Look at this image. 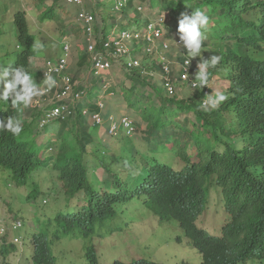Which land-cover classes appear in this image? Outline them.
<instances>
[{
    "label": "clouds",
    "instance_id": "1",
    "mask_svg": "<svg viewBox=\"0 0 264 264\" xmlns=\"http://www.w3.org/2000/svg\"><path fill=\"white\" fill-rule=\"evenodd\" d=\"M64 4L71 8H76L77 22L84 33V41L87 48V54L89 55L90 75L92 80L97 84V90L90 87H84L75 80L74 76L70 72V58L71 50L68 43L63 42L64 54L60 58H50L43 62H36L34 60L40 54L44 48V44L41 41H37L36 36L31 32L29 19L26 12L16 11L13 15L14 24L17 31L18 48L21 50L16 56L15 61L9 59L5 63H0V177L4 182H11L18 188H31L28 195L30 199L38 200L44 193L33 180L35 175L44 171L52 170L56 173V179L54 183L61 189L63 195L69 202L73 204H65L58 206V210L53 212H62L64 210H71L80 203H84L82 208H88L90 199L94 194H113L115 193L114 181L109 178L108 170L114 172H120L121 168L126 163L132 165L136 169L138 162L144 157L148 161L157 159L162 163H166L175 171H182L187 167H191L194 163L189 160L184 161L180 155V148L175 149L174 145L167 144L165 148H160L157 152L153 151L152 142L148 137V122L146 121L145 113L149 114V111L142 112L137 107H132V103L128 102L127 95L124 94L127 88H122L120 95L125 102L128 110L137 111L141 117V122L135 120L130 112L122 114L121 112L114 113L109 107L111 101L117 96L116 91L111 85V72L113 66L116 63L121 65V68L126 70L127 78L130 80V88H133V82L129 78L131 74H136L143 78H146L148 82L158 85L162 94L170 99L186 102V108L182 112H188V115L180 119L177 113L176 120L181 121L183 124L188 123L189 114H194V120H196L199 113H210L218 111L224 120L231 122L229 113L226 111L228 102L230 100V87L231 81L229 79L230 69L223 63L224 54L227 50H232L239 55H245L244 57H250L252 59L262 62L260 69L261 76L264 77V49L254 50L252 48L241 47L236 40H231L227 36H223L222 39H218L213 36L212 26L213 21L209 15V11L204 6L198 8L192 7L190 4L184 5L179 9V1L166 3L165 5H173V12L181 14L178 18V23L175 24L177 31L171 38H167V25L168 20L162 15L156 19L146 16L141 9L135 8L138 11L136 14L143 15V22L141 27L134 29L136 33L131 35L128 33L130 30L119 32V23L114 24L111 31L107 36L104 35L102 28L97 31L96 14L84 8L85 0L82 3L69 2L68 0H62ZM133 0H114V6L116 12H124V9L129 10L130 4ZM134 7V6H133ZM121 8V9H120ZM53 10V9H51ZM115 10V9H114ZM167 11V10H166ZM49 12V11H48ZM44 13L43 20L52 18L48 16L49 13ZM89 14L95 17V21L92 25L94 34V43L98 51L103 53V57L110 63L111 68L108 71L97 73L95 64L92 62L90 53L88 52V24L81 17L82 14ZM7 21L6 18L0 17V34L2 31L1 26L8 25V30H12L11 18ZM24 15L23 24L19 20V15ZM158 14V13H157ZM137 17V16H136ZM123 23V21L121 22ZM121 28V27H120ZM174 31V28H171ZM28 35L32 38V53H28L25 65L21 61V57L25 55L26 47L23 44V38ZM225 40L224 43L221 40ZM116 40L122 42V44L128 49V52L122 55L117 54ZM110 44V48H106V44ZM142 47L139 48V44ZM139 49H142L139 52ZM176 50L179 54L176 56V61H173L172 54ZM125 59V61H122ZM138 62V65H135ZM110 72V73H109ZM157 77H160V81ZM213 77H217L220 87L212 89L210 87V81ZM94 86V85H93ZM143 91L144 87L138 86ZM188 88L192 90V98L188 96L180 97V90L182 88ZM91 94H96L95 97H89ZM150 96V94H148ZM132 98V97H131ZM186 99V100H185ZM133 100V98H132ZM157 100V99H156ZM151 100H145L143 108H151ZM153 103V100H152ZM157 104L159 105L158 101ZM82 116L88 126L91 129L94 143L90 145L88 154L86 155V163L88 165V171L91 174V181L93 190L91 192H84L81 196L72 199L65 194L64 182L62 180V173L58 163V152L61 145L59 134L57 129L65 123H72L79 116ZM166 118V117H163ZM192 120V119H191ZM52 124L49 127V124ZM72 131L73 128L69 127ZM41 133H49L52 131L56 134L55 142H48ZM40 134L37 138L36 136ZM240 139L239 146L244 144L242 135H238ZM117 142L118 148L113 150L110 146V142ZM23 147L26 152L34 156V167L29 175L25 178H17L10 167L14 165L18 149ZM49 147V156H46L45 150ZM223 149V147H221ZM124 151H127L129 155H125ZM187 154H190V150L187 149ZM109 155L115 159V162H106L104 156ZM88 157H92L91 161ZM103 165L104 178L101 180L102 188H98L99 181L95 175V171L91 169V162L93 159H97ZM194 160H197L194 157ZM118 165V169L115 171L113 166ZM6 171V173L4 172ZM168 185L177 190L178 192L189 186L184 181H178L174 178L168 179ZM12 185L10 184V187ZM213 194L218 195V199L225 202V217L220 215V209L216 208L218 202L215 199L213 205ZM208 198L206 200V197ZM205 201L202 208V212L198 215L194 226L192 227V235H188L181 227V223L176 219H168L157 214L153 209H150L145 204V199H134L127 203H118L114 206L115 215L110 218H103L96 221L93 225V231L96 226H104L108 223H113L118 217L119 210L126 206V204L138 201L143 203L154 215L161 220L169 222L176 221L179 227L182 229L185 236L191 241L193 247L202 255V262L204 263V256L214 258L222 248H214L211 243L207 246L203 243L205 236L221 238L223 236L224 228L229 224V217L227 213V201L223 195L217 191L215 187V180L210 184V188L206 191ZM146 198V197H145ZM46 203V201H44ZM50 204V203H48ZM47 204V205H48ZM46 206V205H44ZM43 207V206H42ZM0 218V241L6 242L3 245L1 251L5 254H16V245L20 243L19 238L6 240L13 231H19L24 227L23 214L20 219ZM212 213V217L215 215L220 217L219 222L215 225L214 219L212 225L206 228V219L209 214ZM75 213L57 215L51 220H46L48 232L50 233L52 228H60V224L57 222L58 217L65 215L73 216ZM6 219V220H5ZM31 243L34 247L32 255V264H41L43 256L38 253V246L42 240H46L48 245L49 241L44 233L38 232L37 223L32 226ZM248 228H239L232 233L235 235H244ZM212 233V234H210ZM93 233V232H92ZM91 233V234H92ZM86 236L89 238L91 236ZM196 234H200L196 235ZM216 234V235H213ZM66 235V234H62ZM81 236V235H80ZM84 237V236H82ZM230 237V238H231ZM229 238V239H230ZM207 240V239H206ZM229 246V240L227 247ZM50 248V245H49ZM224 249V248H223ZM52 259V264H55L54 257L48 254ZM90 255H94L98 258L93 248L89 249L88 260ZM260 255H264L263 251H257L254 254L253 259H260ZM253 259H248L243 264H255L257 262H250ZM54 260V261H53ZM250 262V263H249ZM90 263V260H89ZM137 264L124 263L121 261H114L112 264ZM154 263V262H148ZM19 264V261H18ZM99 264V262H98ZM157 264V263H155ZM180 264H191L182 262Z\"/></svg>",
    "mask_w": 264,
    "mask_h": 264
},
{
    "label": "trees",
    "instance_id": "2",
    "mask_svg": "<svg viewBox=\"0 0 264 264\" xmlns=\"http://www.w3.org/2000/svg\"><path fill=\"white\" fill-rule=\"evenodd\" d=\"M161 2L164 5L169 3L168 0ZM188 4L194 8L204 6L208 9L214 23L211 28L214 37L222 39L227 36L238 41L241 47L264 49V0H180L177 7L180 9ZM129 8H133V3ZM136 12L138 13L137 10ZM48 13V16H53L54 10ZM18 17L25 24L24 15ZM142 22L143 18L136 17L135 27L139 29ZM112 27H106L105 36L111 32L108 28ZM221 42L224 43L225 40ZM23 44L26 51L21 61L25 65L26 54L32 53V38L25 35ZM138 44L139 48L142 47ZM141 50L139 49V52ZM226 50L223 63L230 69L231 81L230 100L226 111L231 122L225 121L218 111H213L199 113L195 121L188 119V123L183 124L176 120V117L177 113L187 109L186 102L170 100L162 94L158 85L136 74L130 75L134 86L125 90L124 94L127 95L128 102L132 103V107H137L142 112L150 110L149 114L144 115L149 125L148 137L152 142L153 151L157 152L167 144H172L175 149L180 148L184 161L191 160L194 164L178 172L157 159L148 161L143 157L136 169L126 163L118 173L108 170L109 178L114 181L115 193L94 194L87 209L81 208L73 216L58 217L61 234L80 233L84 237L89 236L96 221L115 215L116 204L144 198L145 204L160 216L178 220L190 236L194 222L202 212L204 194L206 195L211 182L215 180L217 191L227 201L229 224L224 228L221 238L205 236L207 240L203 239L202 244L208 246L211 243L214 248H222L214 258L204 256L203 264H243L248 259H253L257 251L264 252V77L260 74L262 62ZM139 85L145 90L138 91ZM145 100H153L151 108L142 109ZM69 127L73 130L70 131ZM57 131L61 141L58 163L64 191L68 197L75 199L82 193L93 190L86 155L90 145L94 143V138L81 115L74 122L63 124ZM238 135H242L244 141L241 148ZM187 149L190 154L186 156ZM194 157L197 160H194ZM33 167L34 156L20 147L15 163L10 169L17 178L22 179L31 173ZM169 178L184 181L189 186L178 192L168 185ZM239 228L248 230L244 235L231 237ZM38 253L44 255L41 264H52L46 240L39 243ZM263 258L264 255H260V259ZM89 260L90 264H98L94 255H90Z\"/></svg>",
    "mask_w": 264,
    "mask_h": 264
},
{
    "label": "rangeland",
    "instance_id": "3",
    "mask_svg": "<svg viewBox=\"0 0 264 264\" xmlns=\"http://www.w3.org/2000/svg\"><path fill=\"white\" fill-rule=\"evenodd\" d=\"M175 1L178 0H170V2ZM133 2L134 7L124 12H116L114 0H85L84 8L96 14L95 25L102 28V30L119 23L121 27L118 29L119 32L128 29L130 30L128 33L133 35V33H136L134 30L136 28V16L137 19L143 16L136 14L135 8H138L146 16L149 15L151 19H156L158 16L163 15L168 20L167 38L177 34L175 24L178 23V18L181 14L173 12V5H164L161 0H133ZM51 9L54 10V16L43 20L44 13ZM16 11L27 13L32 34L36 36L37 41L39 40L44 44V48L34 60V65L36 62L41 63L50 58H60L64 54L61 44L63 42L68 43L71 50V74L81 86H92L90 89L94 88V90H97V84L95 85L90 75L89 55L87 54L84 41L85 36L77 22L76 13L78 10L67 6L62 0H0V17L4 16L9 21L11 12L13 13L11 18L12 30H8V25L1 26L0 63H5L9 59L15 61L16 56L21 51L18 48L17 31L13 20V15ZM122 21L123 23H121ZM122 24L125 27H122ZM171 28H174V31H171ZM178 54L176 50L173 51L172 58L174 62H177L175 58ZM122 61H125V59ZM110 72V82L118 97L111 101L109 107L114 113L121 112L126 114V112H130L135 120L141 122L138 112L128 110L120 95L122 88L129 89L131 85L130 80L127 78L126 70L121 68L119 63H116ZM157 78L159 81L161 80L160 77ZM218 80L217 77H213L210 81L212 89L220 87ZM137 90L143 91L139 87H137ZM191 92L192 90L184 87L180 90V97L188 96V98H192L193 94L191 96ZM95 96L96 94H91L89 97ZM150 105H153L152 101ZM187 115V111L182 112L179 114V118L183 119ZM189 117L194 120V114L190 113ZM52 124L50 123L49 127ZM53 125L55 126L56 124ZM40 134L48 142H55L57 139L56 134L52 131L46 134L40 131ZM40 134L36 137L38 138ZM110 146L113 150L118 148V144L115 141L110 142ZM45 153L46 156H49V147L45 150ZM124 154L129 155L127 151H124ZM91 158L88 157V160L91 161ZM104 158L106 162H115V159L109 155L104 156ZM90 166L95 171L94 173L100 182L98 185L100 189L103 186L101 183L104 178L103 165L98 161L97 157V159L92 160ZM112 169L116 171L118 165L113 166ZM4 172L6 173V171ZM55 179L56 173L49 169L35 175L33 180L44 193L38 200H34L28 197L31 188L17 189L13 183L4 182L2 177H0V218H10V214L13 212L15 213L12 214V219H20L21 215L17 212L26 216L21 220L24 227L19 231L11 232L9 238L6 239H12V241L15 238L20 239V243L16 245V254L3 253L1 248L6 245V242L0 241V264H18V261L19 264H32L34 247L30 238L33 230L32 226L36 223L38 232L44 233L49 241L50 251L54 257L55 264H90L88 260L90 248L94 249L99 264H112L114 261L124 263L154 262L157 264H180L182 262L199 264L202 262V255L193 247L191 241L179 227L178 222L161 220L143 203L138 201L130 202L122 207L113 223L96 226L89 238L82 237L80 233L62 235L57 227L52 228L49 233L45 223L46 220H51L61 214L75 213L82 208L78 206L84 204L75 205V208L69 211L53 212V210H58L59 205L63 206L71 203L74 206V203L69 202L58 185L54 183ZM10 184L12 185L11 187ZM207 198L208 195L206 200ZM212 198H214L213 205L216 199L218 202L216 208H219L220 215L225 217V202L223 200L219 201L217 194H213ZM205 219L206 224L204 226L209 228L213 219L216 225L220 217L215 215L213 218L212 213H210L208 218ZM256 260L255 264H264V258L259 260L256 258L250 262Z\"/></svg>",
    "mask_w": 264,
    "mask_h": 264
},
{
    "label": "built area",
    "instance_id": "4",
    "mask_svg": "<svg viewBox=\"0 0 264 264\" xmlns=\"http://www.w3.org/2000/svg\"><path fill=\"white\" fill-rule=\"evenodd\" d=\"M69 2H78L82 3L83 0H68ZM81 17L85 20V22L88 24L87 32H88V43H89V49L88 52L90 53V56L92 58V62L95 64V69L97 70V73H102L105 71H108L111 68L110 63L106 60V58L103 57V53L101 51H98L96 48V44L94 43V34H93V23L95 21V17L93 15L89 14H82ZM117 47V54L122 55L128 52V49L122 44L121 41L116 40L115 42ZM110 44H106V48H110ZM135 65H138V62H135Z\"/></svg>",
    "mask_w": 264,
    "mask_h": 264
}]
</instances>
